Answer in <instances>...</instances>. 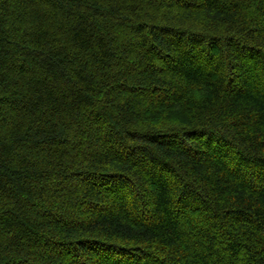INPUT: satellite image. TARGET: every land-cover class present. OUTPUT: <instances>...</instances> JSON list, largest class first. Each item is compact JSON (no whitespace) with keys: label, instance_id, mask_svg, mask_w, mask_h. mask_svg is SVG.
I'll use <instances>...</instances> for the list:
<instances>
[{"label":"trees","instance_id":"obj_1","mask_svg":"<svg viewBox=\"0 0 264 264\" xmlns=\"http://www.w3.org/2000/svg\"><path fill=\"white\" fill-rule=\"evenodd\" d=\"M0 264H264V0H0Z\"/></svg>","mask_w":264,"mask_h":264}]
</instances>
